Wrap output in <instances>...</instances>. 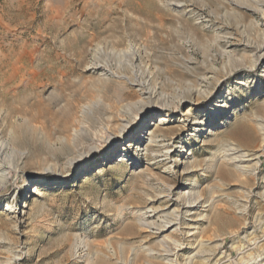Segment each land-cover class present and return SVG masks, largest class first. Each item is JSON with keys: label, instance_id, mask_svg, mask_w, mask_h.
Here are the masks:
<instances>
[{"label": "rangeland", "instance_id": "1", "mask_svg": "<svg viewBox=\"0 0 264 264\" xmlns=\"http://www.w3.org/2000/svg\"><path fill=\"white\" fill-rule=\"evenodd\" d=\"M1 144L0 264H264V0H0Z\"/></svg>", "mask_w": 264, "mask_h": 264}, {"label": "bare ground", "instance_id": "2", "mask_svg": "<svg viewBox=\"0 0 264 264\" xmlns=\"http://www.w3.org/2000/svg\"><path fill=\"white\" fill-rule=\"evenodd\" d=\"M19 67V66H18ZM4 147H6V146H4V145H0V170H1V167L3 166L2 164H4L3 163V161H4V154H5V151H4ZM234 152H237V151H234ZM247 154L246 153H238L237 155H235V156H233V157H231L234 161H238V162H240L242 165H241V167H243L244 169L245 168H247L249 165L248 164H246V161L248 160V159H246V158H244L245 156H246ZM7 156V155H6ZM5 156V157H6ZM247 157V156H246ZM31 180H43V178L42 177H34V178H32ZM25 203L26 202H24L23 204L25 205ZM165 222H170V221H165ZM165 224V223H164ZM163 224V225H164ZM169 224H171V223H169ZM166 226V225H165ZM166 227H168V226H166ZM160 230H162V229H160ZM255 260H253V261H250V263L249 264H263V263H260V261H259V259L256 261V258H254Z\"/></svg>", "mask_w": 264, "mask_h": 264}]
</instances>
